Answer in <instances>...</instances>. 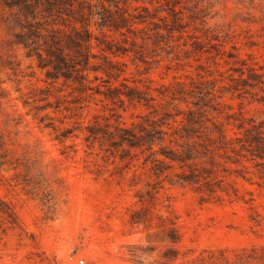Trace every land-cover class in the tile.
I'll use <instances>...</instances> for the list:
<instances>
[{"label":"rangeland","instance_id":"rangeland-1","mask_svg":"<svg viewBox=\"0 0 264 264\" xmlns=\"http://www.w3.org/2000/svg\"><path fill=\"white\" fill-rule=\"evenodd\" d=\"M181 8L188 33L171 42L174 48L150 49L149 64L133 60V53L117 58L128 65V83L149 78L151 83L137 84L151 86L160 100L162 84L216 80L219 101L232 107L215 113L220 121L239 111L264 120V103L256 97L221 91L230 75L238 77L232 68L241 66L226 64L230 53L264 72V0H187ZM204 26L221 46L202 36L203 49L195 50L188 35ZM7 38L0 30V41ZM13 55L20 63L17 75L0 72V264H225L244 250H264V181L252 164L247 178L227 177L237 195L222 202H203L191 188L166 180L155 200L141 201L146 184L155 180L151 165H143L145 156L121 159L98 143L88 144L84 134L96 115H115L112 123L131 126L150 110L97 96L74 117L57 107L55 96L69 92L58 83L48 99L53 107L37 111L33 106L46 101H25L49 81L21 48ZM38 112L49 118L40 121ZM228 130L237 131L232 124ZM171 228L178 232L177 243L170 240Z\"/></svg>","mask_w":264,"mask_h":264},{"label":"trees","instance_id":"trees-1","mask_svg":"<svg viewBox=\"0 0 264 264\" xmlns=\"http://www.w3.org/2000/svg\"><path fill=\"white\" fill-rule=\"evenodd\" d=\"M186 1L0 0V30L8 36L0 41V72L11 70L17 75L20 63L13 55L17 47L49 81L45 88L32 89L33 95L25 105H31L28 101L33 99L46 101L44 106H33L37 111L52 108L48 99L54 95L55 85L61 83L69 92L55 96L57 107L71 111L74 117L89 108L97 96L120 107L140 104L150 110L137 116L131 126L112 123L115 115H96L84 134L88 144L98 143L121 159L145 156L143 165H151L155 180L146 184L148 190L140 195L141 201L147 197L155 200L166 180L191 188L203 202H222L225 197L237 195L227 177L235 174L247 178L251 173L248 164L264 181V120L246 117L239 111L227 112L225 121H220L215 113H221L222 106L232 107L219 101L216 80L196 82L191 78L190 83L162 84L158 100L151 86L145 84L142 88L137 84L152 80L134 79L130 85V79L124 77L128 65L118 57L133 53V60L149 64L150 49L174 48L171 42L176 37L184 38L189 24L184 21L181 6ZM162 12L167 15L161 16ZM194 30L188 36L195 39L196 51L203 49L202 36L220 42L217 35L209 36L210 29L205 26ZM221 52L218 50V54ZM228 57L226 64L241 66L232 68L238 77L230 75V84L222 86L221 91L239 97L249 94L264 103V96L258 97L256 92H264L262 68L249 66L235 53ZM37 117L40 121L49 118L39 112ZM231 124L237 129L233 134L228 130ZM169 237L173 243L179 241L176 228L170 229ZM169 255L175 259L178 254L171 249ZM225 264H264V250H244Z\"/></svg>","mask_w":264,"mask_h":264}]
</instances>
